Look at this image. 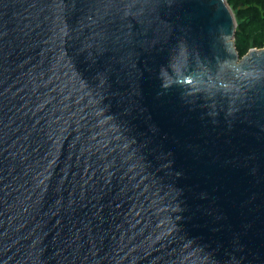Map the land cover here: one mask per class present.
Masks as SVG:
<instances>
[{
    "label": "water",
    "instance_id": "95a60500",
    "mask_svg": "<svg viewBox=\"0 0 264 264\" xmlns=\"http://www.w3.org/2000/svg\"><path fill=\"white\" fill-rule=\"evenodd\" d=\"M226 0H0V264H264V48Z\"/></svg>",
    "mask_w": 264,
    "mask_h": 264
},
{
    "label": "trees",
    "instance_id": "16d2710c",
    "mask_svg": "<svg viewBox=\"0 0 264 264\" xmlns=\"http://www.w3.org/2000/svg\"><path fill=\"white\" fill-rule=\"evenodd\" d=\"M235 22L234 46L240 57L264 48V0H226Z\"/></svg>",
    "mask_w": 264,
    "mask_h": 264
}]
</instances>
